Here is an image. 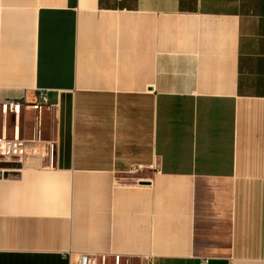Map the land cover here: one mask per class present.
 Returning a JSON list of instances; mask_svg holds the SVG:
<instances>
[{
    "label": "crops",
    "instance_id": "crops-1",
    "mask_svg": "<svg viewBox=\"0 0 264 264\" xmlns=\"http://www.w3.org/2000/svg\"><path fill=\"white\" fill-rule=\"evenodd\" d=\"M39 90L0 264H264V0H0V98Z\"/></svg>",
    "mask_w": 264,
    "mask_h": 264
},
{
    "label": "built area",
    "instance_id": "built-area-1",
    "mask_svg": "<svg viewBox=\"0 0 264 264\" xmlns=\"http://www.w3.org/2000/svg\"><path fill=\"white\" fill-rule=\"evenodd\" d=\"M38 112L36 126L30 137L14 132L9 135L0 128V175L7 176L20 172L24 160L33 157L43 158L46 166L52 168L55 164L57 153V141L51 136L41 133V112L43 109L51 110L52 104L46 90H39L35 101L26 102L18 99L0 98V118L4 122L10 116H19L26 105ZM106 254L82 253L79 254L76 264H98L99 259L106 264ZM120 259V256H117Z\"/></svg>",
    "mask_w": 264,
    "mask_h": 264
},
{
    "label": "rangeland",
    "instance_id": "rangeland-1",
    "mask_svg": "<svg viewBox=\"0 0 264 264\" xmlns=\"http://www.w3.org/2000/svg\"><path fill=\"white\" fill-rule=\"evenodd\" d=\"M98 264H103L101 259H99V263ZM112 264H141V263H140V261L134 263V261L131 262L128 259H124V258L120 260L119 258L116 257V258H114Z\"/></svg>",
    "mask_w": 264,
    "mask_h": 264
},
{
    "label": "water",
    "instance_id": "water-1",
    "mask_svg": "<svg viewBox=\"0 0 264 264\" xmlns=\"http://www.w3.org/2000/svg\"><path fill=\"white\" fill-rule=\"evenodd\" d=\"M141 183H145L146 181H140Z\"/></svg>",
    "mask_w": 264,
    "mask_h": 264
}]
</instances>
